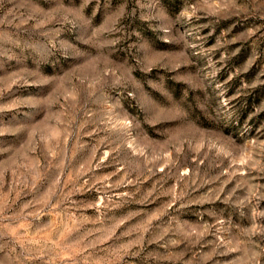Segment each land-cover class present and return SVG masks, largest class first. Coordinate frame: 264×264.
Wrapping results in <instances>:
<instances>
[{"label": "rangeland", "instance_id": "obj_1", "mask_svg": "<svg viewBox=\"0 0 264 264\" xmlns=\"http://www.w3.org/2000/svg\"><path fill=\"white\" fill-rule=\"evenodd\" d=\"M0 264H264V0H0Z\"/></svg>", "mask_w": 264, "mask_h": 264}]
</instances>
